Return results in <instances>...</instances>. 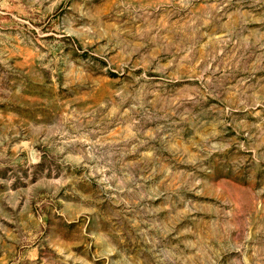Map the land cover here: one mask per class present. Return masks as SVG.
<instances>
[{
	"label": "rangeland",
	"instance_id": "rangeland-1",
	"mask_svg": "<svg viewBox=\"0 0 264 264\" xmlns=\"http://www.w3.org/2000/svg\"><path fill=\"white\" fill-rule=\"evenodd\" d=\"M0 264H264V0H0Z\"/></svg>",
	"mask_w": 264,
	"mask_h": 264
}]
</instances>
